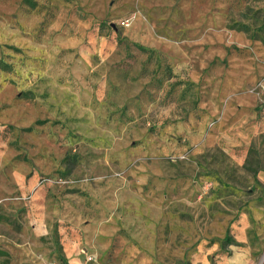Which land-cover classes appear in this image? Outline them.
Wrapping results in <instances>:
<instances>
[{
	"label": "rangeland",
	"instance_id": "374dc122",
	"mask_svg": "<svg viewBox=\"0 0 264 264\" xmlns=\"http://www.w3.org/2000/svg\"><path fill=\"white\" fill-rule=\"evenodd\" d=\"M0 264H264V0H0Z\"/></svg>",
	"mask_w": 264,
	"mask_h": 264
},
{
	"label": "trees",
	"instance_id": "16d2710c",
	"mask_svg": "<svg viewBox=\"0 0 264 264\" xmlns=\"http://www.w3.org/2000/svg\"><path fill=\"white\" fill-rule=\"evenodd\" d=\"M137 45V47H138V49L139 50H141V51H148V49L147 48H145L144 46H142V45H139V44H136Z\"/></svg>",
	"mask_w": 264,
	"mask_h": 264
},
{
	"label": "built area",
	"instance_id": "2783aa9c",
	"mask_svg": "<svg viewBox=\"0 0 264 264\" xmlns=\"http://www.w3.org/2000/svg\"><path fill=\"white\" fill-rule=\"evenodd\" d=\"M124 24H128V21L124 22Z\"/></svg>",
	"mask_w": 264,
	"mask_h": 264
}]
</instances>
